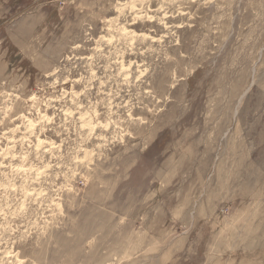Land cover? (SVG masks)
Masks as SVG:
<instances>
[{"label":"rangeland","instance_id":"1","mask_svg":"<svg viewBox=\"0 0 264 264\" xmlns=\"http://www.w3.org/2000/svg\"><path fill=\"white\" fill-rule=\"evenodd\" d=\"M0 264H264V0H0Z\"/></svg>","mask_w":264,"mask_h":264}]
</instances>
